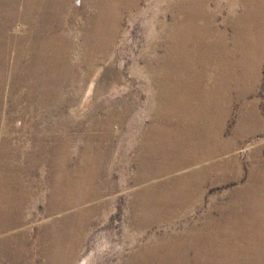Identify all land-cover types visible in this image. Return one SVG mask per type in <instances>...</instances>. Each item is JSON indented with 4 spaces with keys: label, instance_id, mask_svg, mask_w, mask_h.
<instances>
[{
    "label": "rangeland",
    "instance_id": "rangeland-1",
    "mask_svg": "<svg viewBox=\"0 0 264 264\" xmlns=\"http://www.w3.org/2000/svg\"><path fill=\"white\" fill-rule=\"evenodd\" d=\"M263 6L0 0V264H264Z\"/></svg>",
    "mask_w": 264,
    "mask_h": 264
},
{
    "label": "bare ground",
    "instance_id": "bare-ground-1",
    "mask_svg": "<svg viewBox=\"0 0 264 264\" xmlns=\"http://www.w3.org/2000/svg\"><path fill=\"white\" fill-rule=\"evenodd\" d=\"M258 2V1H257ZM256 4V3H255ZM258 4V3H257ZM250 5H251V3H250ZM253 5H254V3H253ZM254 6H256V5H254ZM260 7V6H259ZM264 7V6H263ZM254 8V7H253ZM260 9V8H259ZM264 9V8H263ZM253 11V10H252ZM263 11V10H262ZM250 12V11H249ZM258 12V11H257ZM260 23V22H259ZM258 25V24H257ZM260 28H261V25H260ZM261 30V29H260ZM258 31V30H257ZM248 32H250V31H248ZM260 33H261V31H260ZM259 33V34H260ZM263 33V32H262ZM246 34V33H245ZM251 34V33H250ZM264 34V33H263ZM261 35V34H260ZM259 35V36H260ZM244 36V35H243ZM247 38H248V35H247ZM250 38H251V35H250ZM245 39V38H244ZM249 40V39H248ZM245 41V40H244ZM250 41V40H249ZM242 43H244V42H242ZM251 43V42H250ZM253 43V42H252ZM246 45H248V43L246 44ZM243 47V46H242ZM247 47V46H246ZM237 51V50H236ZM229 52V51H228ZM233 52V51H232ZM230 61V60H229ZM182 78V77H181ZM187 84V83H186ZM199 88V87H198ZM197 88V89H198ZM170 100V99H169ZM174 105V104H173ZM170 108V107H169ZM263 119V118H262ZM246 120V119H245ZM249 121V120H248ZM246 127V126H245ZM259 173V172H258ZM257 186V185H256ZM241 204V203H240ZM263 205V204H262ZM251 206V205H250ZM236 241V240H235ZM249 243V242H248ZM242 245V244H241ZM240 245V246H241ZM246 245V244H245ZM247 246V245H246ZM248 247V246H247ZM251 250V249H250Z\"/></svg>",
    "mask_w": 264,
    "mask_h": 264
}]
</instances>
